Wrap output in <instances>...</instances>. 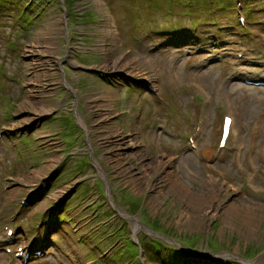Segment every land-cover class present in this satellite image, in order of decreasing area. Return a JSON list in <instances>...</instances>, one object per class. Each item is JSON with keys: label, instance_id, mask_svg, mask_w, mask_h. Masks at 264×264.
<instances>
[{"label": "rangeland", "instance_id": "rangeland-1", "mask_svg": "<svg viewBox=\"0 0 264 264\" xmlns=\"http://www.w3.org/2000/svg\"><path fill=\"white\" fill-rule=\"evenodd\" d=\"M192 1L0 0V263L264 264V0Z\"/></svg>", "mask_w": 264, "mask_h": 264}, {"label": "bare ground", "instance_id": "bare-ground-1", "mask_svg": "<svg viewBox=\"0 0 264 264\" xmlns=\"http://www.w3.org/2000/svg\"><path fill=\"white\" fill-rule=\"evenodd\" d=\"M51 27L52 26H50V28ZM50 28L47 27L49 32H52V30ZM51 38H53V37H51ZM187 38H188V35H184L183 36V42H186ZM47 42H48V44H52L49 41H47ZM48 44H46V45H48ZM35 47H38V46H35ZM49 48H51V47L40 48V49H38V51L40 54L41 53L47 54V52L50 51ZM48 110H54V107H52V106L48 107ZM101 113L103 115H106L107 118H109L111 115V113L106 109L104 111H102ZM256 122L259 125L254 127V125L257 124ZM233 128H234V120L231 124L229 135L232 134ZM222 133H223V127H222ZM221 138H222V136H221ZM130 141L133 142L132 144L137 145V142L133 141V139H130ZM242 142H244V143H240L239 147L245 146V163L242 164L241 168L245 167L247 170H249V172L250 171H256V172L263 173L264 172V126L261 123V121H255V123L252 125V128H251L250 138H248V139L243 138ZM204 149H206V147ZM208 149H211V147H209ZM198 151L200 152V148ZM205 153L206 154L208 153L207 150L205 151ZM236 160H237V155H234V162ZM158 162H157V164H155L156 166L153 168V173L159 174V173H161V170H163L165 167L164 163L160 162L159 160H158ZM144 166L146 167V170L148 168H150V165L146 164ZM26 182H27V180H26ZM172 190L176 195L179 194L181 197L188 198L189 203L193 207H195V208L199 207L200 202H201V197L191 195L185 186H183L177 182H174V184L172 186Z\"/></svg>", "mask_w": 264, "mask_h": 264}, {"label": "trees", "instance_id": "trees-1", "mask_svg": "<svg viewBox=\"0 0 264 264\" xmlns=\"http://www.w3.org/2000/svg\"><path fill=\"white\" fill-rule=\"evenodd\" d=\"M176 1H177L179 4H181L182 6H183L185 3H187V5L185 6V8H191V7H193V5H192L193 1H192V0H176ZM186 12H189L188 9L186 10ZM64 217H65V219L69 220V219L67 218L66 215H65ZM132 244L134 245V243H132ZM126 250H128V249L126 248ZM160 254H161V253H160ZM132 255H134V254H132ZM165 257L168 258V259L170 260V263L173 262V263L175 264V263L178 262L179 254L173 256L171 252H166ZM152 259H153V256H152ZM163 262H164V258L162 259V262H161L160 264H162ZM226 262H227V263H231V261H229V260H227Z\"/></svg>", "mask_w": 264, "mask_h": 264}]
</instances>
